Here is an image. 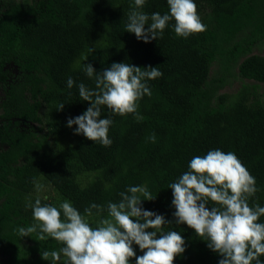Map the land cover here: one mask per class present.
<instances>
[{"label":"trees","instance_id":"trees-1","mask_svg":"<svg viewBox=\"0 0 264 264\" xmlns=\"http://www.w3.org/2000/svg\"><path fill=\"white\" fill-rule=\"evenodd\" d=\"M31 2L27 11L18 9L17 0H0V72L9 61L22 71L2 104L8 119L0 125V254L10 264H51L41 253L62 247L51 237L39 240V230L18 234L19 227L35 223L29 200L57 208L68 200L81 214L93 203L101 205L89 218L95 227L107 218L108 203L119 202V193L143 185L155 197L143 208L172 221L164 231H177L185 241L174 264H218L221 257L203 238L175 224L168 186L189 170L194 156L233 152L256 179L250 206L264 207V55L254 52L264 43V0H194L205 31L178 37L173 20L162 38L149 43L126 31L134 0ZM143 11L163 15L169 12L167 0H146ZM90 47L95 51L82 60ZM113 62L158 67L163 75L148 82L151 96L138 102L143 119L104 109L101 118L113 120L112 144L105 147L74 134L76 125L67 127L69 118L90 106L75 85L67 87V79L94 88L83 64L100 72ZM234 75L244 81L241 86L221 92ZM15 117L22 120L11 122ZM153 133L155 143L148 139ZM42 182L53 196L37 192ZM133 249L143 255L138 245Z\"/></svg>","mask_w":264,"mask_h":264},{"label":"clouds","instance_id":"clouds-1","mask_svg":"<svg viewBox=\"0 0 264 264\" xmlns=\"http://www.w3.org/2000/svg\"><path fill=\"white\" fill-rule=\"evenodd\" d=\"M145 4L146 0H134L125 25L127 32L144 43L162 38L173 20L178 37L186 39L206 30L194 0H167L169 12L163 15L144 12ZM94 51L90 47L82 60L87 61ZM83 71L94 80L95 87L76 84L71 77L67 87L72 89L75 85L81 100L90 106L83 114L69 118L67 127L76 125L74 134L109 147L112 140L108 133L113 120L111 116L101 118L104 109L113 115L134 114L137 120L143 119L138 102L145 95L151 96L148 82L163 73L158 67L125 62H113L100 72L91 63H84ZM63 108L64 103L57 105V111ZM148 139L155 143V133ZM188 169L168 186L173 194L175 224H186L203 238L207 247L221 257L218 264H264L260 259L264 256V223L258 222L264 217V207L249 204L258 191L255 177L233 152L219 149L194 156ZM36 187L39 189L40 185ZM119 195V202L108 203L107 218L101 217L95 227L89 218L93 209L102 211L101 205L93 203L81 214L68 200L61 202L59 208L42 205L39 198L34 203L29 200L26 208L32 209L35 223L19 227L18 234L26 237L39 230V240L51 237L59 242L62 247L58 251L41 253L42 259L51 264H129L133 257L135 264H174L175 258L185 251V241L177 231H164L172 221L143 208L144 201L155 197L143 185L129 186ZM210 203L213 206L209 207ZM133 244L139 246L143 255L136 256Z\"/></svg>","mask_w":264,"mask_h":264},{"label":"rangeland","instance_id":"rangeland-1","mask_svg":"<svg viewBox=\"0 0 264 264\" xmlns=\"http://www.w3.org/2000/svg\"><path fill=\"white\" fill-rule=\"evenodd\" d=\"M17 4H18V9H21V10L30 11L32 8L31 0H17ZM254 52L264 55V43L260 45L259 47H255ZM12 70L14 71V73H17V68L12 67ZM218 70H219V63L215 62L212 68V72L217 73ZM226 81H227L226 85L222 88L221 92L232 93L236 91L241 86V84L244 82L240 77H237V75L228 76ZM250 82L254 83L253 81H250ZM0 113H1V110H0ZM51 190L52 188L48 184H46L45 182L44 183L42 182V184L40 185V189L37 192L41 193V195L44 197H47V196L51 197L53 196V193H51ZM148 231H154V230L148 229ZM8 259H9L8 256L0 254V264H10L8 262ZM131 264H135V262L134 263L131 262Z\"/></svg>","mask_w":264,"mask_h":264},{"label":"flooded vegetation","instance_id":"flooded-vegetation-1","mask_svg":"<svg viewBox=\"0 0 264 264\" xmlns=\"http://www.w3.org/2000/svg\"><path fill=\"white\" fill-rule=\"evenodd\" d=\"M12 67L17 68V73H14L12 70ZM22 80V71L20 70L19 66L13 62H5L1 72H0V125L8 119L7 117L4 116V108L2 104L5 101L6 98V91H9L11 85H16ZM11 122L15 121H21V118L15 117L10 119ZM26 123V120H24ZM21 126V125H20ZM47 130V128H45Z\"/></svg>","mask_w":264,"mask_h":264}]
</instances>
